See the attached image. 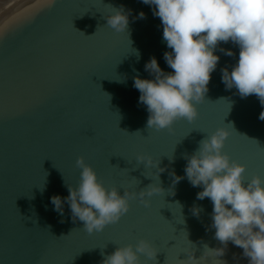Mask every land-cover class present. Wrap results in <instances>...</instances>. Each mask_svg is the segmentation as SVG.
<instances>
[{
  "label": "clouds",
  "instance_id": "obj_1",
  "mask_svg": "<svg viewBox=\"0 0 264 264\" xmlns=\"http://www.w3.org/2000/svg\"><path fill=\"white\" fill-rule=\"evenodd\" d=\"M140 2L149 6L153 16L161 21L163 41L171 50L164 53L163 59L173 70L164 72L156 58L151 57L145 63L144 71L152 78L133 77V87L140 93L138 103L145 106L149 114L148 129L171 131L177 121L193 123L199 118L197 105L205 102L211 74L220 60L215 52L221 43L231 42L239 49L231 70L221 69V82L225 89H236V94L242 99L255 95L264 108V0ZM49 3H55V0H49ZM131 15V9L125 10L123 6L112 8V12L106 15L107 27L117 34L126 33ZM145 18L143 12L135 17ZM128 42L130 47L131 41ZM131 51L139 58L138 51ZM219 51L229 57L234 55L223 48ZM227 105L230 110L231 104ZM258 118L264 121V111ZM228 126L219 127L207 135L196 152L184 157V177L170 173V195L175 194L172 189L184 178L191 186L203 189L197 193L196 199L208 198L211 201L210 229L215 230L214 239L221 244L214 249L205 245L203 255L196 259L195 245L188 241L193 248L182 264H200L202 259L210 257L219 264H226L218 258L225 255L229 242L243 250L248 264H264V178L253 176L245 182L246 167L224 152L225 143L234 132L232 125ZM167 156L172 161V153ZM137 163L143 164L145 169L156 170L154 176L146 175L155 182L139 192L124 189L121 194L116 187L105 188L94 169L82 157L78 158L79 183L76 187L66 185L67 197H50L53 211L63 216L67 205L72 222H83V230L93 235L119 222L129 212L130 201L139 199L148 207L151 197L165 195L159 186V176L165 169L159 167L160 159L154 160L151 156L140 155ZM40 189L44 190V183ZM190 211L199 217L201 209L193 206ZM185 236L187 238L186 233ZM156 255L157 251L149 242L140 240L135 246L118 247L112 254L104 256L101 264H141V256L154 261Z\"/></svg>",
  "mask_w": 264,
  "mask_h": 264
},
{
  "label": "snow or ice",
  "instance_id": "obj_2",
  "mask_svg": "<svg viewBox=\"0 0 264 264\" xmlns=\"http://www.w3.org/2000/svg\"><path fill=\"white\" fill-rule=\"evenodd\" d=\"M55 5H56V2L55 3H49L48 5L45 6V9L55 7ZM261 149H264V148H261Z\"/></svg>",
  "mask_w": 264,
  "mask_h": 264
}]
</instances>
